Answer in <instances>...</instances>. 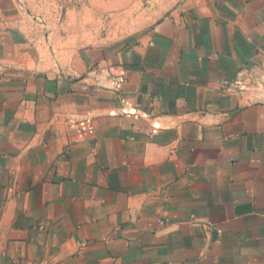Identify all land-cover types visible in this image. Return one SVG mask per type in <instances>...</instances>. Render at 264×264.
<instances>
[{
  "label": "crops",
  "instance_id": "0c3cea01",
  "mask_svg": "<svg viewBox=\"0 0 264 264\" xmlns=\"http://www.w3.org/2000/svg\"><path fill=\"white\" fill-rule=\"evenodd\" d=\"M36 1L0 0V264H264V0Z\"/></svg>",
  "mask_w": 264,
  "mask_h": 264
},
{
  "label": "rangeland",
  "instance_id": "374dc122",
  "mask_svg": "<svg viewBox=\"0 0 264 264\" xmlns=\"http://www.w3.org/2000/svg\"><path fill=\"white\" fill-rule=\"evenodd\" d=\"M180 0H142L144 8L146 7H154L160 10H168L174 7ZM38 3L34 4L30 8H26L27 10L35 9L39 11L42 9V0H37ZM33 3V1H32ZM59 3H61L59 1ZM62 7V6H61ZM141 27V21L138 19L125 18L120 17L115 19L109 24H100L95 26V43L96 44H107L110 42H115L122 38H128L131 34H133L136 30ZM39 34V39H42V33ZM57 34V35H56ZM67 35L64 32L58 33L56 32L53 35V39L51 44H48L46 53L48 59H50L46 63H42V67L44 69L53 71V72H69L72 64L61 61L54 60L57 56H66L68 55L73 48L68 45ZM67 41V42H66Z\"/></svg>",
  "mask_w": 264,
  "mask_h": 264
},
{
  "label": "built area",
  "instance_id": "2783aa9c",
  "mask_svg": "<svg viewBox=\"0 0 264 264\" xmlns=\"http://www.w3.org/2000/svg\"><path fill=\"white\" fill-rule=\"evenodd\" d=\"M61 2V9L68 11L69 9L82 7L87 0H59ZM76 127V125H75ZM17 264H28V263H17ZM31 264H47V263H31Z\"/></svg>",
  "mask_w": 264,
  "mask_h": 264
}]
</instances>
